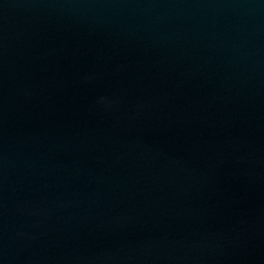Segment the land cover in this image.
<instances>
[{
    "label": "water",
    "instance_id": "1",
    "mask_svg": "<svg viewBox=\"0 0 264 264\" xmlns=\"http://www.w3.org/2000/svg\"><path fill=\"white\" fill-rule=\"evenodd\" d=\"M0 264H264V0H0Z\"/></svg>",
    "mask_w": 264,
    "mask_h": 264
}]
</instances>
